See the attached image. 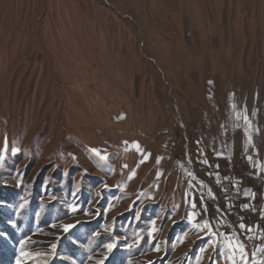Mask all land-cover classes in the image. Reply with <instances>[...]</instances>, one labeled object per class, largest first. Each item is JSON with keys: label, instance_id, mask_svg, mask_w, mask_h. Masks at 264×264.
I'll list each match as a JSON object with an SVG mask.
<instances>
[{"label": "rangeland", "instance_id": "obj_1", "mask_svg": "<svg viewBox=\"0 0 264 264\" xmlns=\"http://www.w3.org/2000/svg\"><path fill=\"white\" fill-rule=\"evenodd\" d=\"M196 179L264 200V0H0V264H264Z\"/></svg>", "mask_w": 264, "mask_h": 264}, {"label": "built area", "instance_id": "obj_2", "mask_svg": "<svg viewBox=\"0 0 264 264\" xmlns=\"http://www.w3.org/2000/svg\"><path fill=\"white\" fill-rule=\"evenodd\" d=\"M180 157L183 158V156ZM206 164L207 170H210V172H214L218 168V164L215 162L214 157L210 154H208ZM221 173L223 177L235 178L237 182H241L242 179H246L248 177L246 175H249L245 168H243L240 164L231 165L229 169L223 170ZM208 175H210L209 172H205L203 177L213 182L211 176L208 177ZM258 181H260V179H258ZM261 182L264 189V180H261ZM220 196L222 197L223 194H220ZM227 201L230 203V206H224L221 209L218 208L219 206H210L209 202H207L208 206H206V210L208 212V216L216 225H218L221 218H223L230 225V228L227 230L228 233H232L236 230L235 227L240 223L245 226L256 228L258 242L264 246V200L243 199L237 201L232 196H228ZM196 208L198 209V205ZM238 214H242L241 218H239Z\"/></svg>", "mask_w": 264, "mask_h": 264}, {"label": "crops", "instance_id": "obj_3", "mask_svg": "<svg viewBox=\"0 0 264 264\" xmlns=\"http://www.w3.org/2000/svg\"><path fill=\"white\" fill-rule=\"evenodd\" d=\"M228 159H225V158L222 157L221 158V160H222V163L221 164H223L224 166L229 165V163H231V162H229ZM195 181H196L195 182V185L193 184V188L191 189L192 191L190 192V190H189V195H190L189 203L191 201V208L193 210V213H196V214L199 213V214H201V216H203V213L202 212H205V214L207 215V210L205 209V206L203 207V209L201 210V212H196L195 211V209H196L195 206H196V203L201 199V197L206 192H208L211 197H214L215 196V190L213 188H211V187H208L206 185V183H204L203 181H200L199 182V180H197V179ZM231 187H232V190L237 191L240 195H242L244 197L245 196L246 197H252L253 194H254V192H253V185H251V184L245 185L242 189H240L237 184H232ZM207 217H203L204 218V220H203L204 223L205 222H208V218Z\"/></svg>", "mask_w": 264, "mask_h": 264}, {"label": "snow or ice", "instance_id": "obj_4", "mask_svg": "<svg viewBox=\"0 0 264 264\" xmlns=\"http://www.w3.org/2000/svg\"><path fill=\"white\" fill-rule=\"evenodd\" d=\"M93 151H96V152H97V155H100V153H99L97 150H93ZM102 158H105V157H102ZM70 227H72V226H71V225L66 226V227H65V231H67V229L70 228ZM109 247H110V246H109Z\"/></svg>", "mask_w": 264, "mask_h": 264}]
</instances>
